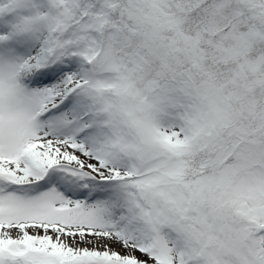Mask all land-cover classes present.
Segmentation results:
<instances>
[{"label": "snow or ice", "instance_id": "6c2138e0", "mask_svg": "<svg viewBox=\"0 0 264 264\" xmlns=\"http://www.w3.org/2000/svg\"><path fill=\"white\" fill-rule=\"evenodd\" d=\"M0 264H264V0H0Z\"/></svg>", "mask_w": 264, "mask_h": 264}]
</instances>
